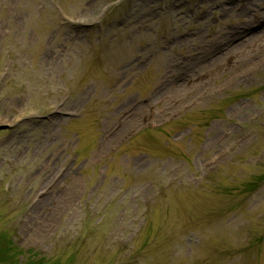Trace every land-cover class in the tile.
<instances>
[{"label":"rangeland","instance_id":"1","mask_svg":"<svg viewBox=\"0 0 264 264\" xmlns=\"http://www.w3.org/2000/svg\"><path fill=\"white\" fill-rule=\"evenodd\" d=\"M4 125L0 264H264V0H0Z\"/></svg>","mask_w":264,"mask_h":264},{"label":"water","instance_id":"2","mask_svg":"<svg viewBox=\"0 0 264 264\" xmlns=\"http://www.w3.org/2000/svg\"><path fill=\"white\" fill-rule=\"evenodd\" d=\"M0 129H2V128L0 127Z\"/></svg>","mask_w":264,"mask_h":264}]
</instances>
